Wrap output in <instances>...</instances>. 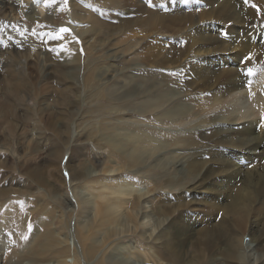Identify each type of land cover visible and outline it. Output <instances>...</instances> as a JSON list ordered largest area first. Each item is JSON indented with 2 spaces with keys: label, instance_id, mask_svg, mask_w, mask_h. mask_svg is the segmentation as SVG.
<instances>
[{
  "label": "rangeland",
  "instance_id": "rangeland-1",
  "mask_svg": "<svg viewBox=\"0 0 264 264\" xmlns=\"http://www.w3.org/2000/svg\"><path fill=\"white\" fill-rule=\"evenodd\" d=\"M227 2L239 17L223 0H0V264L55 260L57 241L68 264H177L176 243L189 263H257L264 111L230 110L264 74V0Z\"/></svg>",
  "mask_w": 264,
  "mask_h": 264
},
{
  "label": "bare ground",
  "instance_id": "bare-ground-1",
  "mask_svg": "<svg viewBox=\"0 0 264 264\" xmlns=\"http://www.w3.org/2000/svg\"><path fill=\"white\" fill-rule=\"evenodd\" d=\"M227 1H229V0H223V7H222V11H226L225 13H227V16H231V17H239V15H236L235 13L236 12H233V14H232V7L231 8H228V6H229V2H227ZM210 2V1H209ZM212 2V1H211ZM213 2H215V1H213ZM222 2V1H221ZM37 4H38V2H37ZM37 4H34L35 6L34 7H37ZM222 6V5H221ZM34 7H32L33 8V10L35 11H37V9L36 8H34ZM235 7V6H234ZM223 12V13H224ZM220 14L222 13L221 11L219 12ZM222 15V14H221ZM254 15V14H253ZM218 17V16H217ZM223 17V16H222ZM48 18V17H47ZM219 18V17H218ZM221 19V18H220ZM222 20V19H221ZM241 21H242V19H241ZM244 21V20H243ZM246 23H247V21H245ZM235 23H236V21H235ZM234 23V24H235ZM240 23V22H239ZM242 24V23H241ZM245 24V23H244ZM243 25V24H242ZM232 27V26H231ZM252 28V27H251ZM218 30V29H217ZM205 32V31H204ZM239 32V31H238ZM250 33V32H249ZM248 34V33H247ZM252 34H253V32H252ZM254 34H255V32H254ZM257 34V33H256ZM202 35V34H201ZM210 34H208V38L209 37H212V36H209ZM214 35V34H213ZM218 35V34H217ZM240 35V34H239ZM198 36H200V35H198ZM250 36V35H249ZM207 37V36H206ZM241 37V36H240ZM201 38V37H200ZM200 38H198V39H200ZM213 38H214V36H213ZM222 38H224V36L222 37ZM251 38V37H250ZM256 38H258V37H256ZM256 38H254V39H256ZM261 38H262V36H261ZM215 39V38H214ZM237 39V38H236ZM247 39V38H246ZM252 39V38H251ZM202 40V39H201ZM204 40L206 41L207 39H205V37H204ZM253 40V39H252ZM257 41H259V40H257ZM256 41V42H257ZM220 43V47L218 48V50H222V51H224V50H227L228 48V46L230 45L228 42H230V41H228L227 42V40L226 41H223V40H216V41H213V43ZM235 42V41H234ZM261 42V41H260ZM263 42V41H262ZM253 43V42H252ZM251 45V44H250ZM253 45V44H252ZM257 45V44H256ZM254 46H255V44H254ZM258 47V46H257ZM3 48V47H2ZM243 48V50H244V48L245 47H242ZM247 48V47H246ZM249 48V47H248ZM247 48V49H248ZM224 49V50H223ZM232 53H233V51H231ZM234 53H235V58L239 55V54H242L240 51H235L234 50ZM198 68V67H197ZM209 69V68H208ZM215 70V69H214ZM213 70V71H214ZM240 70V69H239ZM238 70V71H239ZM243 70V69H242ZM199 71V70H198ZM207 71V70H206ZM211 71V70H210ZM237 71V72H238ZM244 71V70H243ZM201 72V71H200ZM212 72V71H211ZM215 72V71H214ZM231 72V71H230ZM246 71H244V75L246 74L245 73ZM224 73V72H223ZM232 73V72H231ZM205 74V73H204ZM225 74V73H224ZM234 74V73H233ZM239 74V73H238ZM223 75V74H222ZM218 76H219V74H218ZM230 76V75H229ZM239 76V75H238ZM233 77V76H232ZM224 78H225V76H224ZM229 78V77H228ZM231 79V78H230ZM236 80L234 81V83H233V85L231 86V88L229 89V91H231V92H233L234 90H239L241 87H243V83L240 81V80H237V77L235 78ZM221 80H222V76H221ZM225 80V79H224ZM251 80H253L252 81V83H253V85L251 86V88H250V91H252V93L249 95V94H246V92L244 93L243 91H236V92H234V98H235V102H233V106H234V109H236L237 110V112H234V111H232V110H230V112L232 113H236V114H238V111L240 112V111H242V112H244V114H242L243 116H241L240 117V119L239 120H241V118H249V119H246V120H250V118H253L254 116H257V114L258 115H260V113H262V111H264V74L263 75H261V76H259V77H256V78H252V79H250V81L249 82H251ZM227 81V80H226ZM230 81V80H229ZM228 82V81H227ZM229 83V82H228ZM244 94H246V95H243V93ZM252 94L254 95L253 97H251L252 96ZM243 95V96H242ZM252 98V100L251 99H249L248 97L249 96ZM229 112V113H230ZM229 116V115H228ZM233 116V115H232ZM231 116V114H230V117H229V119L232 117ZM233 119H235V116L233 117ZM238 119V118H237ZM234 121V120H233ZM251 121V120H250ZM253 121V120H252ZM251 121V122H252ZM253 123V122H252ZM259 123V122H258ZM255 124V123H254ZM250 126H251V124H250ZM252 127V126H251ZM245 129V128H244ZM254 130V129H253ZM241 131V130H240ZM239 131V132H240ZM238 132V131H237ZM250 133V132H249ZM253 133V132H252ZM242 134H244V132L242 133ZM237 135H241V134H237ZM245 135V134H244ZM253 135H256L255 133L253 134ZM258 135V134H257ZM250 136V135H249ZM258 136H260V135H258ZM245 137H246V135H245ZM251 137V136H250ZM255 137H257V136H255ZM254 136H252V140L251 141H254V142H251L252 143V146H256V147H259L260 149H262V154L264 153V144H262L261 142H260V140L257 138H255ZM244 138V137H243ZM237 139V138H236ZM240 139V138H239ZM251 139V138H250ZM256 139V140H255ZM263 140V139H262ZM236 141V140H235ZM240 142V140H238L237 139V142ZM243 142H245L244 140H243ZM243 142H241L242 144H243ZM249 142V141H248ZM247 142V143H248ZM263 142V141H262ZM235 143V142H234ZM246 143V144H247ZM264 143V142H263ZM235 144H238V143H235ZM242 144H239V145H242ZM249 144V143H248ZM251 147V145H248V146H246V147H243V148H241V149H243V150H246L247 151V149H248V147ZM138 150V149H137ZM249 151V150H248ZM255 152V151H254ZM257 152V151H256ZM261 152V151H260ZM136 156V155H135ZM201 185V184H200ZM122 195H124V194H122ZM255 201H256V199H255ZM113 204H114V202H113ZM218 204V203H217ZM239 204V203H238ZM250 204H251V202H250ZM115 205V204H114ZM111 206H112V204H111ZM219 206V205H218ZM240 206H241V204H240ZM244 206V205H243ZM118 207V206H117ZM236 208H237V206H235ZM246 207V206H245ZM113 208H115V206H113ZM244 208V207H243ZM117 209V208H116ZM107 211V210H106ZM117 212V210H115V213ZM119 212H120V210H119ZM100 213H102V212H100ZM103 214V213H102ZM117 214H119V213H117ZM105 215H106V213H105ZM113 215V214H112ZM145 216L144 217H141V215H137L136 216V218H138V219H140V218H145L146 217V215L147 214H144ZM121 215H119L118 216V218L120 217ZM143 216V215H142ZM140 217V218H139ZM118 218H117V216L115 215V216H108L107 217V219H104L105 221H107V222H116V223H118L119 224V222H118ZM122 220V219H121ZM142 220V219H141ZM98 221V220H97ZM127 221V220H126ZM149 220H147V221H141V223H142V225H143V228L142 229H144V230H142L143 231V234L147 237V238H149V239H151V240H154L155 242L157 241V243L159 244V246L160 247H164L163 245H167L168 243H164V236H163V233H164V231H159L157 234H155L154 233V231H152L151 229V231L149 232L148 231V229H149V226H147L148 225V222ZM135 222H137V221H135ZM256 222V221H255ZM106 223V222H105ZM115 223V224H116ZM111 224V223H110ZM121 224V223H120ZM138 224V223H137ZM140 224V223H139ZM150 224V223H149ZM112 225H114V223L112 224ZM111 225V226H112ZM126 225V224H125ZM141 225V224H140ZM141 225V226H142ZM98 226V225H97ZM110 226V225H109ZM120 226H123V225H120ZM147 226V227H146ZM151 226V225H150ZM262 226V225H261ZM99 227V226H98ZM103 227H105V225L103 226ZM115 227V226H114ZM113 227V228H114ZM146 227V228H145ZM128 228V227H127ZM137 228V227H136ZM97 229V228H96ZM115 229H118V232H119V234H120V232H121V228L120 227H116ZM131 229H133V228H131ZM110 230V229H109ZM153 230H154V228H153ZM258 230V229H257ZM105 231V230H104ZM112 231V230H111ZM114 232V231H113ZM117 232V233H118ZM139 232V231H138ZM103 233V232H102ZM102 235H104V234H102ZM252 236H253V240H258V243L261 245V249H264V229H262V230H259V231H253L252 232ZM242 237V236H241ZM230 238V237H229ZM237 238V236H233L232 237V239L230 240L231 242L233 241V239H236ZM49 239V238H48ZM54 240V239H53ZM58 240V239H57ZM56 240V241H57ZM60 240V239H59ZM113 240V239H112ZM150 240V241H151ZM238 241H239V243H240V246H242V240H240L239 238H238ZM93 242H94V240H93ZM62 243L63 242H61V241H57L56 242V244L57 245H59V247H61V252H59L58 253V257H56L55 256V260H52V261H50V260H48V261H46V262H44V263H42V264H68L67 263V257H68V255L67 254H65V250H64V248L62 247ZM50 244V243H49ZM56 244H54V245H56ZM177 244V243H176ZM173 245V246H171L170 247V250L173 252V256H177L178 258H180V256H181V260H183L184 262H187L186 264H212L211 262L209 263L208 262V260H204L203 262L202 261H200V260H198L197 262L195 261V262H191L190 261V263H189V261H188V259H187V257L186 256H183V254L184 255H186V253H187V251H184V252H182L179 256L176 254V253H178L179 252V250L181 249V248H179V246H177V245ZM44 245L46 246V244L44 243ZM56 245V246H57ZM115 245V244H114ZM41 246V245H40ZM52 246H53V244H52ZM52 246H51V248H52ZM94 246V245H93ZM112 247V246H111ZM55 248V247H54ZM54 248H52L53 250H55ZM185 248V247H184ZM88 249V251H87V258H88V256H91L93 253H92V251H93V248H87ZM92 250V251H91ZM111 250V249H110ZM165 251H167V250H165ZM164 251V252H165ZM38 252V251H37ZM169 252V251H168ZM167 252V253H168ZM31 254V253H30ZM38 253H36V255H37ZM55 254V253H54ZM32 255H34V254H32ZM31 255V256H32ZM36 255H35V257H36ZM52 255V254H51ZM165 255V254H164ZM168 255V254H167ZM30 256V257H31ZM39 256V255H38ZM52 256H54V255H52ZM170 256V255H169ZM34 257V258H35ZM94 257V256H93ZM166 257H168V256H166ZM91 258V257H90ZM176 258V257H175ZM174 259V258H173ZM171 260V259H170ZM177 260V264H183V262H181V260H179V259H176ZM38 261V260H37ZM174 261V260H173ZM36 262V261H35ZM104 262H106V260L104 261ZM103 263V262H102ZM28 264V263H27ZM39 264V263H38ZM100 264V263H99ZM117 264V263H116ZM217 264H220L219 262L217 263ZM256 264H264V253H263V255L262 256H260V259L257 261V263Z\"/></svg>",
  "mask_w": 264,
  "mask_h": 264
},
{
  "label": "snow or ice",
  "instance_id": "snow-or-ice-1",
  "mask_svg": "<svg viewBox=\"0 0 264 264\" xmlns=\"http://www.w3.org/2000/svg\"><path fill=\"white\" fill-rule=\"evenodd\" d=\"M246 2H247V0H246ZM68 31H70V29H68V28H61L60 29V33L68 32ZM247 73H248V75L254 74V69L248 68Z\"/></svg>",
  "mask_w": 264,
  "mask_h": 264
}]
</instances>
